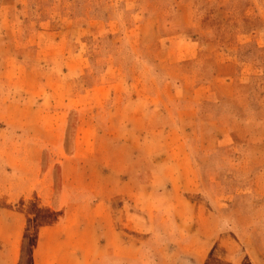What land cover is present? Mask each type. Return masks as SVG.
Returning a JSON list of instances; mask_svg holds the SVG:
<instances>
[{
    "label": "rangeland",
    "instance_id": "rangeland-1",
    "mask_svg": "<svg viewBox=\"0 0 264 264\" xmlns=\"http://www.w3.org/2000/svg\"><path fill=\"white\" fill-rule=\"evenodd\" d=\"M0 264H264V0H0Z\"/></svg>",
    "mask_w": 264,
    "mask_h": 264
},
{
    "label": "crops",
    "instance_id": "crops-1",
    "mask_svg": "<svg viewBox=\"0 0 264 264\" xmlns=\"http://www.w3.org/2000/svg\"><path fill=\"white\" fill-rule=\"evenodd\" d=\"M184 160H185V158H184ZM154 177L155 176H153V177H151V176H149L148 177V179L147 180H149V185L151 186V188H150V190H148L147 192H146V196H148V197H154V196H156V193L155 192H157V188L155 187V185L154 186H152L151 184H153L154 182H153V180H154ZM160 180L162 181V185H167L168 183H170L171 182V179H170V177H161L160 178ZM171 186H173V184L171 183ZM171 189H174V187L172 188L171 187ZM100 208V210L101 209H104V212H106L104 215L106 216V218L107 219H111L110 218V216L107 214V210L104 208V207H99ZM103 213V212H102ZM100 214H101V211H100ZM108 232H109V234L111 235V236H114V235H116L117 234V230H116V228H114V229H110V230H108Z\"/></svg>",
    "mask_w": 264,
    "mask_h": 264
}]
</instances>
